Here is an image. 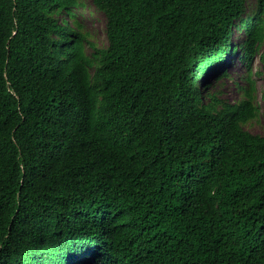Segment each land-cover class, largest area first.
<instances>
[{
  "label": "trees",
  "instance_id": "obj_1",
  "mask_svg": "<svg viewBox=\"0 0 264 264\" xmlns=\"http://www.w3.org/2000/svg\"><path fill=\"white\" fill-rule=\"evenodd\" d=\"M255 1L92 0L98 49L78 0H0V264H264L259 110L208 81Z\"/></svg>",
  "mask_w": 264,
  "mask_h": 264
},
{
  "label": "rangeland",
  "instance_id": "obj_2",
  "mask_svg": "<svg viewBox=\"0 0 264 264\" xmlns=\"http://www.w3.org/2000/svg\"><path fill=\"white\" fill-rule=\"evenodd\" d=\"M79 6L73 8L75 19L66 17L68 24L74 26V21L81 26V32L86 34L88 41L98 49L106 48L108 45L106 35V17L99 11L92 0H78ZM256 12V1L248 0L246 16H254ZM245 38V33L234 29L231 41L239 45ZM92 48L86 44V52L90 55ZM243 52L238 46L235 54L225 65V76L217 79L216 76L208 78L211 83L210 91L217 92L226 101L236 103L243 99L241 88L251 90L254 104L259 113L256 119L244 126L245 130L254 134L264 136V71L262 68L261 55L264 54V41L259 47L257 57L250 66L243 61ZM220 76V75H219Z\"/></svg>",
  "mask_w": 264,
  "mask_h": 264
}]
</instances>
